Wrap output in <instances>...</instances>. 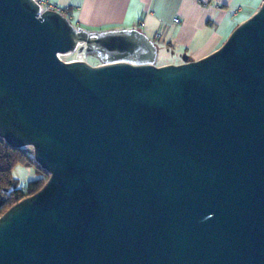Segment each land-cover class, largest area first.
<instances>
[{
	"label": "water",
	"instance_id": "obj_1",
	"mask_svg": "<svg viewBox=\"0 0 264 264\" xmlns=\"http://www.w3.org/2000/svg\"><path fill=\"white\" fill-rule=\"evenodd\" d=\"M80 46L102 64L61 59ZM156 58L0 0V138L49 175L0 217V264H264V2L209 56Z\"/></svg>",
	"mask_w": 264,
	"mask_h": 264
},
{
	"label": "crops",
	"instance_id": "obj_2",
	"mask_svg": "<svg viewBox=\"0 0 264 264\" xmlns=\"http://www.w3.org/2000/svg\"><path fill=\"white\" fill-rule=\"evenodd\" d=\"M68 9L74 26L91 33L138 30L157 47L155 64L179 65L219 50L264 0H36ZM179 23H174V19ZM102 64V62H101Z\"/></svg>",
	"mask_w": 264,
	"mask_h": 264
},
{
	"label": "trees",
	"instance_id": "obj_3",
	"mask_svg": "<svg viewBox=\"0 0 264 264\" xmlns=\"http://www.w3.org/2000/svg\"><path fill=\"white\" fill-rule=\"evenodd\" d=\"M34 167L39 178L24 186L14 178L15 167ZM49 175L40 168L28 149H15L0 138V217L14 204L37 193L47 182Z\"/></svg>",
	"mask_w": 264,
	"mask_h": 264
},
{
	"label": "rangeland",
	"instance_id": "obj_4",
	"mask_svg": "<svg viewBox=\"0 0 264 264\" xmlns=\"http://www.w3.org/2000/svg\"><path fill=\"white\" fill-rule=\"evenodd\" d=\"M62 59L64 61L84 59L89 64L94 65V66L100 65L102 62V60L99 58L98 55L87 54L85 51V46H80L75 51V53L68 55V56H63ZM25 149H28L29 152L33 153V149L31 147H27ZM13 175H14V178L20 182L21 186H24L27 183L39 178V175L34 167H28V166H23V165H19L15 167V169L13 170Z\"/></svg>",
	"mask_w": 264,
	"mask_h": 264
},
{
	"label": "built area",
	"instance_id": "obj_5",
	"mask_svg": "<svg viewBox=\"0 0 264 264\" xmlns=\"http://www.w3.org/2000/svg\"><path fill=\"white\" fill-rule=\"evenodd\" d=\"M44 10H52V11L61 13L70 21L72 19V15H71V13L69 12L68 9L61 8V7L57 6V5H50V4L42 5L41 4V12H43ZM179 22H180L179 19H177V18L174 19V23L178 24ZM61 59H62V57H61ZM82 60H84V59H82ZM70 61H74V60H70ZM66 62H68V61H66Z\"/></svg>",
	"mask_w": 264,
	"mask_h": 264
},
{
	"label": "flooded vegetation",
	"instance_id": "obj_6",
	"mask_svg": "<svg viewBox=\"0 0 264 264\" xmlns=\"http://www.w3.org/2000/svg\"><path fill=\"white\" fill-rule=\"evenodd\" d=\"M95 55H97V54H95Z\"/></svg>",
	"mask_w": 264,
	"mask_h": 264
}]
</instances>
